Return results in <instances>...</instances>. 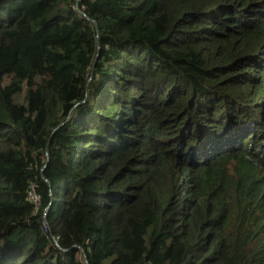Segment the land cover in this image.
<instances>
[{
  "label": "trees",
  "instance_id": "obj_1",
  "mask_svg": "<svg viewBox=\"0 0 264 264\" xmlns=\"http://www.w3.org/2000/svg\"><path fill=\"white\" fill-rule=\"evenodd\" d=\"M0 264H264V0H0Z\"/></svg>",
  "mask_w": 264,
  "mask_h": 264
},
{
  "label": "built area",
  "instance_id": "obj_2",
  "mask_svg": "<svg viewBox=\"0 0 264 264\" xmlns=\"http://www.w3.org/2000/svg\"><path fill=\"white\" fill-rule=\"evenodd\" d=\"M28 199H29L30 201H32L33 203L37 204V202H38V198H37V196L34 194L33 189L30 190V191L28 192Z\"/></svg>",
  "mask_w": 264,
  "mask_h": 264
},
{
  "label": "rangeland",
  "instance_id": "obj_3",
  "mask_svg": "<svg viewBox=\"0 0 264 264\" xmlns=\"http://www.w3.org/2000/svg\"><path fill=\"white\" fill-rule=\"evenodd\" d=\"M44 75L45 76H49L50 75V70H48V69L45 70L44 71ZM14 101H15V103H23V99L22 98L20 99L19 97H16V96L14 98ZM55 245H57V244L55 243Z\"/></svg>",
  "mask_w": 264,
  "mask_h": 264
},
{
  "label": "water",
  "instance_id": "obj_4",
  "mask_svg": "<svg viewBox=\"0 0 264 264\" xmlns=\"http://www.w3.org/2000/svg\"><path fill=\"white\" fill-rule=\"evenodd\" d=\"M94 25H95V26L97 25V23H96L95 21H94ZM97 55H98V53L96 54V57H97ZM49 205H50V204H49ZM48 207H49V206H48ZM48 207H46L45 210H44V213H43L44 216H45L46 213H47Z\"/></svg>",
  "mask_w": 264,
  "mask_h": 264
}]
</instances>
